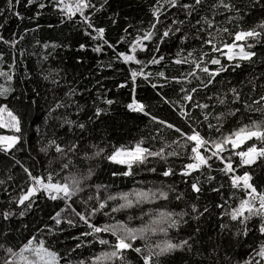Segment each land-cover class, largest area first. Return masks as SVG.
Segmentation results:
<instances>
[{"label": "snow or ice", "instance_id": "obj_1", "mask_svg": "<svg viewBox=\"0 0 264 264\" xmlns=\"http://www.w3.org/2000/svg\"><path fill=\"white\" fill-rule=\"evenodd\" d=\"M0 46V264H264V0H4Z\"/></svg>", "mask_w": 264, "mask_h": 264}, {"label": "trees", "instance_id": "obj_2", "mask_svg": "<svg viewBox=\"0 0 264 264\" xmlns=\"http://www.w3.org/2000/svg\"><path fill=\"white\" fill-rule=\"evenodd\" d=\"M3 3H4V0H0V7L3 6ZM6 28L9 31H14L16 29V22L14 20H10L9 24L6 25ZM5 35L7 36L8 32H5ZM43 35H45V36L48 35L47 31H44ZM114 35H115V33H114ZM0 47H2V46H0ZM89 63H91V62H89ZM161 114L162 115H166V113H163V112ZM134 127L135 126L130 123L127 129L118 130L117 139L118 140L122 139L124 142L131 143L132 142V137H135L137 135L136 131L134 130ZM4 131L5 130L0 129V133H3ZM105 178H106V176H105ZM125 184L130 186L128 181H126Z\"/></svg>", "mask_w": 264, "mask_h": 264}]
</instances>
